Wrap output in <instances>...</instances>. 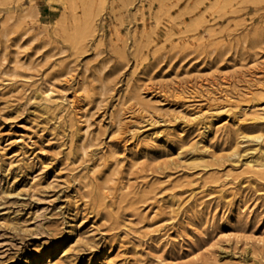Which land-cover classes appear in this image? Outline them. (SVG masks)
Listing matches in <instances>:
<instances>
[{"label": "rangeland", "instance_id": "obj_1", "mask_svg": "<svg viewBox=\"0 0 264 264\" xmlns=\"http://www.w3.org/2000/svg\"><path fill=\"white\" fill-rule=\"evenodd\" d=\"M0 264H264V0H0Z\"/></svg>", "mask_w": 264, "mask_h": 264}]
</instances>
